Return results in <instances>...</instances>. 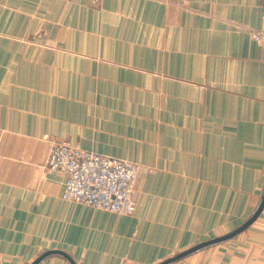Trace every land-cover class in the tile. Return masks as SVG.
I'll return each mask as SVG.
<instances>
[{
	"label": "crops",
	"instance_id": "obj_1",
	"mask_svg": "<svg viewBox=\"0 0 264 264\" xmlns=\"http://www.w3.org/2000/svg\"><path fill=\"white\" fill-rule=\"evenodd\" d=\"M263 26L264 0H0V264H264ZM64 140L140 165L134 215L62 198Z\"/></svg>",
	"mask_w": 264,
	"mask_h": 264
},
{
	"label": "built area",
	"instance_id": "obj_2",
	"mask_svg": "<svg viewBox=\"0 0 264 264\" xmlns=\"http://www.w3.org/2000/svg\"><path fill=\"white\" fill-rule=\"evenodd\" d=\"M252 38L264 44V26L252 31ZM47 167L67 176L62 198L118 215H134L138 163L83 150L62 141L56 146Z\"/></svg>",
	"mask_w": 264,
	"mask_h": 264
},
{
	"label": "water",
	"instance_id": "obj_3",
	"mask_svg": "<svg viewBox=\"0 0 264 264\" xmlns=\"http://www.w3.org/2000/svg\"><path fill=\"white\" fill-rule=\"evenodd\" d=\"M236 234H237V232H236V233H233L232 235H229V237H233V236H235ZM217 241H219V239L214 240V241H211L210 243H207V244H211V243H214V242H217ZM207 244H206V245H207ZM202 246H203V245H202ZM197 248H199V247H197ZM197 248H195V249H197ZM195 249H192L191 251H188V252H186V253L180 254V255H178L177 257H175V258H173V259H169L168 261H165V262L162 263V264H170V263H172V262H175V261L179 260L181 257H184L185 255H187L188 253L192 252V251L195 250Z\"/></svg>",
	"mask_w": 264,
	"mask_h": 264
},
{
	"label": "rangeland",
	"instance_id": "obj_4",
	"mask_svg": "<svg viewBox=\"0 0 264 264\" xmlns=\"http://www.w3.org/2000/svg\"><path fill=\"white\" fill-rule=\"evenodd\" d=\"M55 148V147H54ZM53 151V150H52ZM52 153V152H51ZM51 153H50V155H51ZM50 155H49V157H50ZM49 157H48V159H49ZM115 158H117V157H115ZM48 159H47V161H48ZM118 159H121V158H118ZM124 160H126V159H124ZM47 161H46V167H47ZM128 161H130V160H128ZM48 168V167H47ZM49 170H52V169H50V168H48ZM54 171H57V170H54ZM63 173V172H62ZM65 174V173H64ZM135 191V190H134ZM104 211V210H103Z\"/></svg>",
	"mask_w": 264,
	"mask_h": 264
}]
</instances>
